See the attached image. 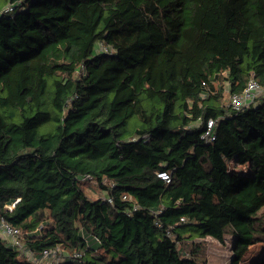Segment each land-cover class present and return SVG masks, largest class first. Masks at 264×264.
Returning a JSON list of instances; mask_svg holds the SVG:
<instances>
[{"label": "trees", "instance_id": "1", "mask_svg": "<svg viewBox=\"0 0 264 264\" xmlns=\"http://www.w3.org/2000/svg\"><path fill=\"white\" fill-rule=\"evenodd\" d=\"M0 11V212L31 249L82 254L59 264H205L204 239L230 235L241 264L264 243V95L229 106L264 84V0ZM0 264L35 263L0 236Z\"/></svg>", "mask_w": 264, "mask_h": 264}, {"label": "built area", "instance_id": "2", "mask_svg": "<svg viewBox=\"0 0 264 264\" xmlns=\"http://www.w3.org/2000/svg\"><path fill=\"white\" fill-rule=\"evenodd\" d=\"M11 8L12 5L6 6V9L8 10ZM1 13L2 12L0 11V15ZM97 50L111 52L113 51V48L100 43V47ZM261 95H264V84H260L256 79L252 78L242 92L232 93L230 95L229 106L234 112H237L254 103ZM215 125L216 119L212 117L206 121V129L201 135V138L206 142L215 139ZM158 175L166 182H170L171 180L170 175L166 171H161ZM23 234L21 228L12 225L0 212V236L6 240L9 245L16 248L22 256L31 260L35 264H59L67 258H77L82 256L81 252H66L60 245L36 252L23 240Z\"/></svg>", "mask_w": 264, "mask_h": 264}, {"label": "rangeland", "instance_id": "3", "mask_svg": "<svg viewBox=\"0 0 264 264\" xmlns=\"http://www.w3.org/2000/svg\"><path fill=\"white\" fill-rule=\"evenodd\" d=\"M228 102V101H227ZM94 181L84 180L83 187L91 196H99L100 191H97L94 185ZM96 191V193H95ZM256 222L258 224H264V207H262L255 215ZM207 250V263L205 264H230L232 259V236L228 235L224 242H221L212 237H206L205 239ZM182 249V247H181ZM264 249V243H257L252 245L248 253L243 257L241 264H251L255 258H257ZM184 250V249H182Z\"/></svg>", "mask_w": 264, "mask_h": 264}]
</instances>
